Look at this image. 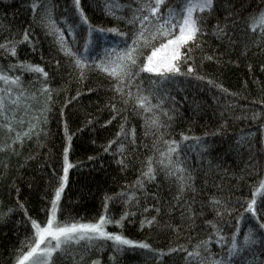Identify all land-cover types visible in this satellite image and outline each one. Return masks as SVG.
I'll list each match as a JSON object with an SVG mask.
<instances>
[{
  "label": "trees",
  "instance_id": "trees-1",
  "mask_svg": "<svg viewBox=\"0 0 264 264\" xmlns=\"http://www.w3.org/2000/svg\"><path fill=\"white\" fill-rule=\"evenodd\" d=\"M33 2L0 0V44L16 50L12 56L0 48V74L18 80L15 85L0 80L7 115L0 116V264H15L32 243L31 221L46 220L64 176L65 148L72 167L58 202L57 222L89 223L101 215L119 221L128 213L122 227L113 223L106 231L147 243L152 251L127 246L117 251L109 240H95L55 253L53 264H199V257L187 253L199 250L209 259H220L234 233L242 245L249 230L258 232L257 219L245 209L255 199L257 217L264 223V192L259 191L264 182V35L259 28L252 32L249 24L264 11V0H215L191 52L181 49L182 57H190L187 64L181 63V71L186 73L191 65L194 73L177 75L153 93L151 81L159 77L141 72L124 86L131 99L117 94L116 81L96 64L105 50L120 53L126 43L131 45L140 26L128 21L142 15L138 9L147 0H81L93 28L128 34L94 32L88 52L87 26L80 24L73 0H35L41 5L35 12ZM108 3L119 5L112 8L115 16L106 9ZM45 5L54 28L42 19ZM180 6V0H166L161 14L167 16L169 7ZM152 21L149 31L160 22ZM218 23H227V36L214 35ZM60 34L67 48L86 58V67L77 68L61 51ZM152 43L159 47L161 39ZM151 51L144 48L138 63ZM29 65L42 68L47 77L28 71ZM44 88L50 90V99ZM138 95H148L151 104L160 107L144 112L136 104ZM155 117L159 129L149 127ZM32 125L29 139L23 134ZM164 141L179 144L174 160L185 173L166 174L159 163L168 148ZM149 158L156 169L151 181L142 175ZM180 175L192 177L183 193ZM213 199L227 208L222 217L211 206ZM260 247H255V257L246 254L251 264L264 261Z\"/></svg>",
  "mask_w": 264,
  "mask_h": 264
},
{
  "label": "snow or ice",
  "instance_id": "snow-or-ice-1",
  "mask_svg": "<svg viewBox=\"0 0 264 264\" xmlns=\"http://www.w3.org/2000/svg\"><path fill=\"white\" fill-rule=\"evenodd\" d=\"M180 5L179 9L169 7L167 9V16H163L161 14V8L162 6H166V0H147V3L142 4L138 9L142 15H133L131 20L128 21L133 25L139 23L140 26L139 30L133 34L131 45H127L126 43L125 49L120 53H116V51L113 50V52L109 54L107 50H105L104 58L100 59V62L96 64V67L109 78L116 81L113 90L117 94L122 97L127 95L128 98L131 99L132 93L130 91L125 93L124 86L126 84L130 86L134 78L138 77L141 72L153 73L159 77V80L151 81L153 85V93L158 92L159 88L162 87L164 83L177 75L194 73V68L191 65L187 67L186 73L181 71V63L187 64L190 59V57L181 56V49L187 48L188 51L191 52V45L196 44L198 36L203 34V25L206 20L204 14L211 16L215 8V0H180ZM40 7L41 5L37 4L34 0L32 4L33 12ZM73 7L78 14L80 24L87 26V41L84 44L85 52L90 50V46L93 43L92 35L94 32L103 34L107 31L122 37L128 35L117 28H109L106 30L93 28V26L89 24L88 18L81 8V0H73ZM105 7L109 11V14L115 16V13L112 12V8L119 7V5L108 3ZM196 13H199V15ZM116 18L119 19V17ZM152 18H155L156 21L160 22L155 24L153 31H149L153 23ZM42 19L47 20L48 26L54 28L51 21L50 9H48L46 5L42 7ZM249 27L254 33L259 28L260 33L264 35V11H260L257 15L250 18ZM227 28V23L223 26L218 23L214 35H217L218 38L227 36ZM54 30L56 33H59V29ZM158 38L161 39V43L159 47H156L152 41L157 40ZM165 39L166 42H164ZM24 40H28L27 32L24 34ZM59 44L61 51H63L66 56L73 58L74 64L77 68L83 69L87 66L86 58H81L76 52H73L70 48L65 46L62 34L59 35ZM196 46L198 47L199 45L197 44ZM148 47L152 48L151 54L146 56L144 62L138 63L140 56L143 55V49ZM0 48L9 51L12 56L16 55L14 45L9 47L8 45L0 44ZM208 59H212V57H208ZM25 67L28 71L43 73V75L47 77V73L38 66L29 65ZM81 78L83 79V72H81ZM197 79H203V77H197ZM0 80L4 81L5 84L11 83L15 85L18 83L17 79L10 80L9 77L2 74H0ZM209 83L211 84L212 81H209ZM42 91L48 92L49 99L51 98L50 90L48 88H44ZM137 91L138 93L140 92L138 85ZM13 103L15 104L16 102L13 101ZM124 103L127 104L128 100L125 99ZM136 104L139 108L143 109L144 112H151L153 108L160 107V105H152L148 95H138L136 97ZM112 107L115 111V105ZM163 114L165 116L168 115L167 112H164ZM0 116H4L5 119H7L3 97H0ZM169 119H171V117H169ZM20 123H23V121L21 120ZM148 124L149 127H155L157 129L162 127L158 117L151 119ZM4 127L8 131L13 130L11 124H5ZM34 130L35 125H32L29 128V131L25 132L23 135L30 139V133ZM121 133L123 134V126H121ZM132 135V142L134 143V130ZM17 139L22 142V138L19 134H17ZM183 139L187 140L189 137L185 136ZM164 143L168 148L167 152H162L160 154L162 158L159 163L163 166L166 174L176 175L185 173L186 169L182 167L178 160H174V156H178L179 144H177L176 141H164ZM165 161H167V163H165ZM119 163L123 164L124 161L121 160ZM152 165L153 161L149 158L147 162V170L142 174L148 181L154 180L156 177V169H154ZM71 167L72 165L68 161V148H65L64 176L61 178L62 182L60 187L55 192V199L51 202V214L48 216L44 226H41V224L35 220L31 221L32 228L34 229L32 243L29 245V250L22 253L21 257L17 259V264H53L52 258L55 253L66 251L71 245L80 244L81 242H86L90 245L91 242L95 240H111L117 246V251H122L123 246H127L133 249L138 248L151 252V246L147 243H137L121 235L106 231L109 224L114 223L116 226L122 227V222L127 218L129 215L128 213H125L119 221H113L107 215H101L98 220L89 223L73 222L71 224H61L57 222L56 213L58 211V202L61 198V193L64 190V185L67 182L69 168ZM179 179L182 181L180 192L183 193L186 187H191L190 181L192 177L190 175L187 177L180 175ZM137 184L139 187H143L142 181H138ZM259 191L264 192V182H261ZM129 199H134V197H129ZM177 199H179V197H177ZM210 204L218 217H222L223 214L227 212V208H225L221 201L217 199L211 200ZM255 205L256 200L252 199L247 204L245 211L257 219L258 232L249 230V232L243 236L242 245L238 244L237 234L234 233L230 240V247L227 249L226 254L222 255L220 259H209L208 257L203 256L199 250L188 252V256L199 257V264H251L247 259L246 254L251 252L253 257H255L254 249L257 245L261 246V251H264V223L259 222ZM21 207H23V205H21ZM221 209H223V211ZM105 211H107V205H105ZM157 211H159V209H157ZM147 223L151 225L153 221H148ZM213 227H215V225H213ZM220 239L223 240L224 237L221 236ZM53 242L55 243L53 244ZM42 245H44V247H41ZM173 251H175V249ZM184 251L187 250L185 249ZM205 252H207L206 247ZM159 255L163 256L164 253H160ZM93 264H96V262L94 261ZM262 264H264V261H262Z\"/></svg>",
  "mask_w": 264,
  "mask_h": 264
},
{
  "label": "rangeland",
  "instance_id": "rangeland-1",
  "mask_svg": "<svg viewBox=\"0 0 264 264\" xmlns=\"http://www.w3.org/2000/svg\"><path fill=\"white\" fill-rule=\"evenodd\" d=\"M55 199V198H54ZM51 207H52V205H51ZM51 214V208H50V210H49V214H48V216ZM48 216H47V218H48ZM47 218H46V220L41 224V226H44L45 225V223H46V221H47ZM112 244H113V246H116L115 245V243L113 242V241H111V240H109ZM55 242H53V244H54ZM41 247H44V245H42ZM29 250V248L25 251V252H27ZM25 252H23V253H25ZM22 255V254H21ZM21 255H20V257H21ZM15 264H17V260H16V262H15Z\"/></svg>",
  "mask_w": 264,
  "mask_h": 264
}]
</instances>
